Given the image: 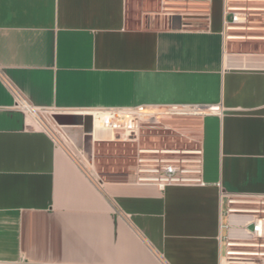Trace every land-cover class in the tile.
I'll return each instance as SVG.
<instances>
[{"label": "crops", "instance_id": "1", "mask_svg": "<svg viewBox=\"0 0 264 264\" xmlns=\"http://www.w3.org/2000/svg\"><path fill=\"white\" fill-rule=\"evenodd\" d=\"M188 4L204 26L133 25L127 0H0V264H264V39L227 37L246 32L225 31L224 0ZM24 103L216 107L162 120L201 145L205 184L96 182Z\"/></svg>", "mask_w": 264, "mask_h": 264}, {"label": "built area", "instance_id": "2", "mask_svg": "<svg viewBox=\"0 0 264 264\" xmlns=\"http://www.w3.org/2000/svg\"><path fill=\"white\" fill-rule=\"evenodd\" d=\"M189 3L191 0H183ZM248 0H224V29L225 31L246 32L229 34L227 37H250L264 39V0L260 5H248ZM25 105V103H24ZM216 107L206 105H165L158 110H151L144 106L131 109L95 110L89 113L92 117L93 141L103 140H138L144 127L166 128L156 116H190L202 115ZM96 121L107 135L96 137ZM134 163L129 166V173L137 182L153 183L160 188L168 185H204L203 165L204 155L201 145L194 141V146H168L157 144L138 146L133 156ZM263 201H258L262 203ZM264 203V202H263ZM257 216L253 221V235L262 240L264 246V209L257 208Z\"/></svg>", "mask_w": 264, "mask_h": 264}, {"label": "rangeland", "instance_id": "3", "mask_svg": "<svg viewBox=\"0 0 264 264\" xmlns=\"http://www.w3.org/2000/svg\"><path fill=\"white\" fill-rule=\"evenodd\" d=\"M127 1L129 17L133 25H146L155 28L181 24L199 27L205 25L203 20L191 15L185 16L189 17L186 20L181 19L185 15L183 13L193 12L190 9L185 10L190 5L183 0H148V3L147 0ZM54 114L52 109L37 110V116L42 123H39L31 113L30 116L32 121L40 128L47 130L55 138L57 144L71 154L85 172L96 182H100L102 178L126 180L131 174L128 172L129 166L134 163V159L132 160L131 156L134 155L138 146L146 147L153 144H157L158 146L163 144L179 147L184 145L194 146L193 140L184 138L172 128L144 127L136 141L92 140L90 153L87 136L85 135V126L61 125L55 120ZM156 117L162 121L170 116L157 115ZM230 199L236 198L226 197L227 201ZM259 201L264 202V198H261ZM263 202L257 204L261 209H264ZM261 215L264 216V213Z\"/></svg>", "mask_w": 264, "mask_h": 264}, {"label": "water", "instance_id": "4", "mask_svg": "<svg viewBox=\"0 0 264 264\" xmlns=\"http://www.w3.org/2000/svg\"><path fill=\"white\" fill-rule=\"evenodd\" d=\"M55 120L64 126H85V135L87 136V142L89 144V151L91 153V143L93 137L91 135L92 132V117L91 115H80V114H69V113H55Z\"/></svg>", "mask_w": 264, "mask_h": 264}, {"label": "bare ground", "instance_id": "5", "mask_svg": "<svg viewBox=\"0 0 264 264\" xmlns=\"http://www.w3.org/2000/svg\"><path fill=\"white\" fill-rule=\"evenodd\" d=\"M25 108L39 121V123L41 122L40 118H38V116H37V110H38L37 108H35L29 104H26ZM88 113H93V112L86 111V114H88ZM95 127L97 128L96 137L104 136V135L110 133L109 131L104 130V127H106V126L105 125L101 126L98 121H96Z\"/></svg>", "mask_w": 264, "mask_h": 264}]
</instances>
